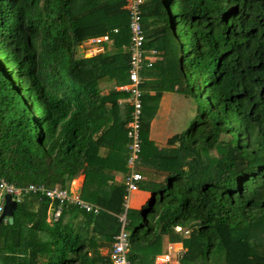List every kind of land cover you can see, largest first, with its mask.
<instances>
[{"label":"trees","instance_id":"trees-1","mask_svg":"<svg viewBox=\"0 0 264 264\" xmlns=\"http://www.w3.org/2000/svg\"><path fill=\"white\" fill-rule=\"evenodd\" d=\"M139 8L143 48L158 56L140 74L135 168L151 196L125 211L128 262L153 264L166 243H181L180 264H264V0ZM128 19L127 0H0V177L63 188L80 173V196L101 207L64 204L48 222L58 203L26 194L0 222V264H111L124 195L113 173L129 171L132 106L114 88L128 81ZM102 35L109 46L75 56ZM104 83L113 85L102 93ZM186 86L198 113L158 147L152 110L163 91Z\"/></svg>","mask_w":264,"mask_h":264},{"label":"built area","instance_id":"built-area-1","mask_svg":"<svg viewBox=\"0 0 264 264\" xmlns=\"http://www.w3.org/2000/svg\"><path fill=\"white\" fill-rule=\"evenodd\" d=\"M143 0H127V11H128V28H129V41L127 45L128 53V83L117 87L118 90L126 91L128 94V102L132 106L130 113V119L126 123V137L128 143V153L126 158V167L128 173L123 177L122 183L124 185V195L122 201L123 212L117 216L119 222L118 232L113 237V242L110 249L108 250L107 256L111 264H129L126 257L128 250V232L125 229L126 216L125 211L127 208V202L129 194L138 189L137 182L141 181L144 177L135 168L138 163V155L140 151V137H139V116H140V95L142 91L139 88L141 82V72L144 68L150 67L151 63L157 58L156 51L153 49H144V33L140 22V5ZM115 31V29L113 30ZM107 35L98 37H92L86 40L90 44H100L101 42L108 41ZM101 48L97 49V51ZM95 53V52H94ZM73 180V179H72ZM71 180V181H72ZM70 181V182H71ZM9 194L11 200L16 203L19 202L22 197L28 193L45 196L50 202H57L56 208L49 207V215L47 221L51 222L55 220L59 214L60 206L64 204H72L82 209L85 212L97 214L101 207L93 202L84 200L80 196L78 188L68 187H46L43 184H27L24 186H15L7 183L3 178L0 177V214L3 208V195ZM52 206V205H51ZM2 221H6L3 219ZM176 231H181L182 235L186 236L189 232L186 228H180L175 226ZM171 248L167 247V251ZM165 251L161 255L154 258L153 264H171L172 258L170 254ZM175 260L173 264H180L179 256L181 251H175ZM173 257V256H172Z\"/></svg>","mask_w":264,"mask_h":264},{"label":"rangeland","instance_id":"rangeland-1","mask_svg":"<svg viewBox=\"0 0 264 264\" xmlns=\"http://www.w3.org/2000/svg\"><path fill=\"white\" fill-rule=\"evenodd\" d=\"M84 45H86L84 48H80L79 46L76 48L75 56L83 55L87 57L89 55H93L94 52H97V49L93 50L92 44L85 42ZM183 84L185 86L184 82ZM112 85L113 84L104 83L101 86L100 91L102 93H105L107 88H111ZM148 94L153 95L154 90H148ZM196 94L197 92H195V94L192 93L188 86H186L183 91H163L158 101L156 102L155 100L156 107L152 110V118L149 121L148 129V138L151 139L155 145H157L158 147L165 146V140L168 136L174 133L181 132L190 125L192 119L198 113L197 111L200 104V100L198 99ZM152 102H154V99L148 98L147 103ZM141 174L142 176H144L143 173ZM78 177H81L80 173L76 178L78 179ZM119 180L120 178L113 179L112 182L119 183ZM74 184H76L75 181H73V185ZM80 185L82 188V182L80 183ZM81 188H79V190H81ZM148 196L150 197V194H148ZM130 201L131 200L128 198L127 205L128 203H130ZM126 209H128L129 211L132 208L127 207ZM164 249L165 248H163L162 251H164ZM102 252H105V249H103ZM169 254L171 256H175V254L177 253H175V249H173L169 251Z\"/></svg>","mask_w":264,"mask_h":264},{"label":"crops","instance_id":"crops-1","mask_svg":"<svg viewBox=\"0 0 264 264\" xmlns=\"http://www.w3.org/2000/svg\"><path fill=\"white\" fill-rule=\"evenodd\" d=\"M104 43V42H103ZM105 44L107 45V46H109L110 45V39L107 41V42H105ZM93 45V50H96V49H99V48H101V46L102 45H100V44H97V45H94V44H92ZM81 47H84V45H81ZM102 48H103V46H102ZM102 48H101V50H99V51H102ZM126 48V47H125ZM98 52V51H97ZM169 137V136H168ZM100 153L101 154H103L104 153V150L101 148L100 149ZM78 176V175H77ZM77 176H75V178L77 177ZM125 176V174H123L122 172H119V171H117V172H114L113 173V179H117V178H120V182H122V180H123V177ZM73 178V180L70 182V184H69V186H70V188H81V185H80V183L82 182V180H83V175L81 174V177H78V179L76 178ZM73 181H75L76 182V184H74L73 185ZM104 182H106L107 184H109L110 183V181H104ZM80 191V190H79ZM148 194H151L150 192H148V191H143V190H139V189H137L136 191H134V192H131L130 194H129V199L131 200L130 201V203H128V205H127V207H130V208H132V209H138L147 199H148ZM168 246H170L171 248H169V250L167 251V247ZM163 248H165L164 249V251H161V253H159V254H156L155 256H154V258L156 257V256H158V255H161L162 253H164L165 251H167L168 253H169V251H171V250H173V249H175V251H181V250H183V248H182V246H181V243H166L165 245H164V247ZM171 256V255H170ZM154 258H153V263H154ZM171 258H172V263L171 264H173V262L175 263L176 262V260H175V257L173 256H171Z\"/></svg>","mask_w":264,"mask_h":264},{"label":"water","instance_id":"water-1","mask_svg":"<svg viewBox=\"0 0 264 264\" xmlns=\"http://www.w3.org/2000/svg\"><path fill=\"white\" fill-rule=\"evenodd\" d=\"M151 196V194H150ZM16 208V202L11 200L9 194H4L3 195V208H2V213L0 214V222L5 219L9 223L12 222V214L13 211Z\"/></svg>","mask_w":264,"mask_h":264},{"label":"clouds","instance_id":"clouds-1","mask_svg":"<svg viewBox=\"0 0 264 264\" xmlns=\"http://www.w3.org/2000/svg\"><path fill=\"white\" fill-rule=\"evenodd\" d=\"M88 40V39H87ZM129 41V40H128ZM86 42V41H85ZM85 42H83L81 45H84V43ZM105 42H107V41H105ZM90 44V43H89ZM80 45V46H81ZM128 45V44H127ZM127 45H126V50H127ZM86 46V45H85ZM90 47V46H89ZM99 52V51H98ZM97 53V52H96ZM95 54V53H94ZM156 57H157V54H156ZM157 59V58H156ZM128 70V69H127ZM127 77H128V74H127ZM128 80V79H127ZM141 80H142V77H141ZM128 83V81L126 82V83H124V84H121V85H125V84H127ZM120 86V85H119ZM117 87L118 86H116V87H114L116 90H118L117 89ZM118 91H123V90H118ZM123 92H125V93H127L126 91H123ZM127 98H128V94H127V97H125V98H122L121 100H119V102H128V100H127ZM118 102V103H119ZM129 103V102H128ZM126 126V125H125ZM138 171V170H137ZM143 180V179H142ZM181 228V227H180ZM174 230H175V227H174ZM176 231V230H175ZM177 232H181V231H177ZM182 234V233H181ZM184 236V235H183Z\"/></svg>","mask_w":264,"mask_h":264}]
</instances>
